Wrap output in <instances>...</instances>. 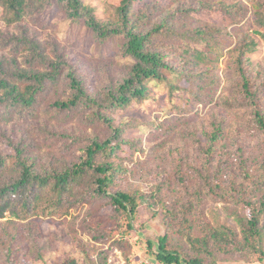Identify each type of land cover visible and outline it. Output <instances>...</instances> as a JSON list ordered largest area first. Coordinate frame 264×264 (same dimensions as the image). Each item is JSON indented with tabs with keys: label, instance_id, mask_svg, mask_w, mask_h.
<instances>
[{
	"label": "trees",
	"instance_id": "1",
	"mask_svg": "<svg viewBox=\"0 0 264 264\" xmlns=\"http://www.w3.org/2000/svg\"><path fill=\"white\" fill-rule=\"evenodd\" d=\"M249 3L255 29L237 33L234 41V28L249 11L238 1L120 0L103 21L83 0H0V19L9 26L55 5L62 14L58 22L84 27L95 43L116 50L121 68L116 82L90 92L87 74L56 46L50 55L33 36L10 35V54L0 55V250L6 251L0 264H12L14 244L22 238L42 260L33 222L73 213L84 215L82 227L94 243L121 250L139 216H160L163 234L143 239L159 264H264V73L248 61L258 45L255 36L264 41V0ZM204 13L220 19L203 21ZM233 41V98L224 105L233 112L243 108L237 115L257 140L252 146L228 142L215 120L204 134L189 131L183 121L193 109L186 94L194 103L213 101L221 83L218 61ZM159 88L167 90L165 114L172 116L143 121L136 114L161 100ZM69 121L90 132L64 130ZM9 123L21 127V138L7 129ZM31 132L56 153H35ZM206 198L222 204L236 226L210 222ZM99 216L113 221L120 240L111 241L104 222L88 225ZM106 253L99 251L98 264H105ZM55 264L79 263L71 258Z\"/></svg>",
	"mask_w": 264,
	"mask_h": 264
},
{
	"label": "rangeland",
	"instance_id": "2",
	"mask_svg": "<svg viewBox=\"0 0 264 264\" xmlns=\"http://www.w3.org/2000/svg\"><path fill=\"white\" fill-rule=\"evenodd\" d=\"M86 4L92 6L96 11V17L103 21H108L112 17L113 10L119 5L120 0H83ZM159 1V0H158ZM226 2L238 1L244 4L249 11L243 20L240 21L238 27L235 26L236 32L234 33V41L237 39V33L239 34H252L255 29L253 24L254 16L249 0H225ZM138 6V4H135ZM203 21L215 22L220 19L219 14H201ZM62 18V14L58 12V8L53 5L48 7L45 12L38 14L33 18H25L18 24L7 25L2 18L0 19V44L3 45V49H0V55L10 54V35H28L33 36L35 40L43 44L46 51L50 54V50L56 46L58 52L63 55H67L69 62L75 66L81 68L88 76L87 89L90 92H96L101 86L109 85L111 82H116L121 75L119 68V59L116 55V50H112L107 44L101 46L95 43L90 35L86 32L84 27L78 28L77 26L69 25L67 23L58 22ZM25 35V36H26ZM257 42V48L254 53L248 56V61L252 67L264 73V41L259 37L255 36ZM234 41L223 49V55L219 58L217 73L221 78L219 88L215 92L213 101L206 104H198L190 100V96L184 97V100L189 101L192 108H189V114L183 121L188 120L186 124L189 131H198L197 133L204 134L209 124L215 120V123H220L228 142L234 139L242 140L245 146L255 145L257 140L254 136H251L249 132L244 131L242 128L243 119H240L237 115L238 111H243V108L235 110L233 112L230 109L225 108L224 101L232 100L233 88L231 87L230 81L234 78L232 66V56L230 51L234 48ZM24 53L21 52L18 55L20 63ZM186 86V85H185ZM167 90L159 88L157 90V99L150 101L147 106L143 105L137 116L143 121H148L150 118L161 116L168 118L172 114H165L166 106H170L167 101ZM261 103L264 107V88L259 93ZM179 104H183L182 99H175ZM158 120L163 121V118ZM223 119V120H219ZM72 121V120H71ZM64 126V130L71 132H77L76 135L82 130H86L87 133L90 129H85L83 125L79 126L76 122ZM9 123L7 129L13 130L15 139L22 137V129L19 126L12 127ZM20 125V123H17ZM185 124L178 125L176 132L179 131ZM84 132V131H83ZM28 136L32 137L35 141L34 151L39 155L47 154L49 151L56 153L57 149L49 147V142L40 143V137L29 133ZM176 139V138H175ZM206 142V141H205ZM173 141L167 143L171 145ZM205 144V143H204ZM0 149H4L1 146ZM190 151L192 147L189 148ZM124 155V154H123ZM146 190V189H144ZM205 211L210 222L215 223L216 221H225L229 225L236 226L232 218L227 217V213L222 211V204H216L206 198ZM243 213V212H241ZM218 216V220L215 217ZM144 219L138 217L135 230L131 234L126 235L123 240L126 246L121 250L117 247H109V244L99 245L92 241L91 235L88 232V228L82 227L84 222V215L82 213H73L71 216L63 219H51V218H40L33 222L32 227L39 231V238L36 239L38 246L44 247V255L42 260H36L32 251L33 247L28 243L27 239L22 238L20 244L15 243L14 248L17 249L15 256L10 255L9 262L12 264H55L59 263L64 259L75 258L79 264H98L99 263V251L102 249L107 253L101 257L105 259V264H159L154 260L153 255L147 251V246L143 240L145 236L156 237L162 235L164 232L161 226V217L157 216L155 219H150L148 215L143 213ZM143 220H148L143 223ZM1 221H5L1 220ZM97 221L104 222L102 229L113 235L111 241L119 239L121 235L118 230L114 229L113 221L105 220L104 217H96L94 219L87 220L88 225L91 228H97L95 226ZM260 227L264 229V214L260 220ZM264 233V232H263ZM264 245V237H263ZM6 251L0 250V259L5 255ZM100 259V260H101ZM220 264H260V263H244L241 261L221 262Z\"/></svg>",
	"mask_w": 264,
	"mask_h": 264
}]
</instances>
